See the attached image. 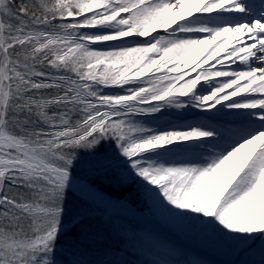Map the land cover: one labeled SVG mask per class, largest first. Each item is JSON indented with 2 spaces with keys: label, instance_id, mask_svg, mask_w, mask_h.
I'll return each instance as SVG.
<instances>
[{
  "label": "snow or ice",
  "instance_id": "6c2138e0",
  "mask_svg": "<svg viewBox=\"0 0 264 264\" xmlns=\"http://www.w3.org/2000/svg\"><path fill=\"white\" fill-rule=\"evenodd\" d=\"M129 216L264 264V0H0V264H213Z\"/></svg>",
  "mask_w": 264,
  "mask_h": 264
},
{
  "label": "rangeland",
  "instance_id": "374dc122",
  "mask_svg": "<svg viewBox=\"0 0 264 264\" xmlns=\"http://www.w3.org/2000/svg\"><path fill=\"white\" fill-rule=\"evenodd\" d=\"M96 183L100 186V188L107 192V190H112L115 191L116 189H119L120 192L125 190V189H132L131 191H126L124 192L125 197H128V202L131 206L132 209L135 210V212H141L143 213L144 211H146L147 209V205L143 202V200L141 199V195L137 190L136 184L135 183H131L128 184L126 186H120L117 187V180L116 177L114 175H108L106 177H101L98 178L96 180ZM103 187V188H102ZM110 196H113L117 199H123L125 197H117L114 194H111V192H107ZM135 201V202H134ZM68 208H69V214L65 216V223L70 222V220L76 216V215H83V209L86 208L87 206L83 204L82 201L79 200L78 197L72 196L68 202ZM124 222L127 224L132 225L133 227L136 226H142L141 223L137 220V218L135 216L133 217H125L123 218ZM85 224L89 225L90 228H92L93 230H95L98 227L103 228L104 231V235H105V240H104V247H118L120 246L123 241L119 240L117 238H115L111 231L104 227L101 221L100 216H93V215H89L87 216L86 220L84 221ZM145 225V224H144ZM142 226V227H146L149 228L147 226ZM156 228H162V226L158 225L157 223L155 224ZM80 225H77L76 227H74L70 233L66 234V235H71L73 237H76L80 234ZM164 238L184 247L186 250H188L189 252L192 253H196L198 254L201 258L208 260L210 262H212V260L210 259V257L206 256L202 251H196L195 248L193 247L192 243L190 240H186L180 236H175V237H170V236H164ZM214 256L218 259L219 262H214L213 264H222L223 260L222 258L216 256L214 254ZM64 259H67V257H62ZM131 259H137L138 257L136 256H130ZM145 259H147V257H144ZM235 259H239V257H235Z\"/></svg>",
  "mask_w": 264,
  "mask_h": 264
},
{
  "label": "bare ground",
  "instance_id": "6f19581e",
  "mask_svg": "<svg viewBox=\"0 0 264 264\" xmlns=\"http://www.w3.org/2000/svg\"><path fill=\"white\" fill-rule=\"evenodd\" d=\"M145 212V211H144ZM143 212V213H144ZM136 213H141V212H136ZM130 217H133V216H130ZM145 224V225H144ZM156 222L154 220H152L151 218L149 217H145L144 220H143V223L141 224L142 226H147L151 229H155L157 230L162 236H170V237H175V236H178L177 234L171 232L170 230L166 229V228H156L155 226ZM186 240H190L193 247L195 248L196 251H202V252H205L204 254L208 257H210V259L212 260V262H219L218 259L214 256V254L220 258H222L223 260H228V259H233V257H230L228 255H220V254H216V253H213V252H210V251H206V250H203L202 248L199 247L198 245V242L194 239V238H184Z\"/></svg>",
  "mask_w": 264,
  "mask_h": 264
},
{
  "label": "trees",
  "instance_id": "16d2710c",
  "mask_svg": "<svg viewBox=\"0 0 264 264\" xmlns=\"http://www.w3.org/2000/svg\"><path fill=\"white\" fill-rule=\"evenodd\" d=\"M103 188V187H102ZM132 190V189H131ZM130 189H125V190H123V191H121L120 192V190L119 189H116L115 191H112V190H107L106 189V191L107 192H111V194H114L115 196H117V197H125V195H124V192H126V191H131ZM135 202V201H134Z\"/></svg>",
  "mask_w": 264,
  "mask_h": 264
}]
</instances>
